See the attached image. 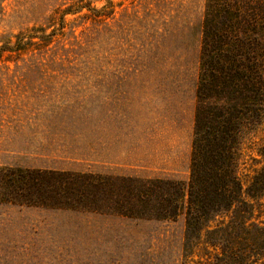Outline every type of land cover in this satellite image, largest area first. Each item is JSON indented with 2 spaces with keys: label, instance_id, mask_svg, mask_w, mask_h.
<instances>
[{
  "label": "rangeland",
  "instance_id": "374dc122",
  "mask_svg": "<svg viewBox=\"0 0 264 264\" xmlns=\"http://www.w3.org/2000/svg\"><path fill=\"white\" fill-rule=\"evenodd\" d=\"M206 2L0 0V38L47 36L22 58L0 61V168L187 189ZM245 137L247 183L261 167L264 127ZM48 204L0 203V264H209L216 253L202 241L184 258V214L158 221L120 217L113 201L92 211ZM254 217L264 228V205ZM228 221L217 217L210 229ZM209 237L220 238L202 233Z\"/></svg>",
  "mask_w": 264,
  "mask_h": 264
},
{
  "label": "trees",
  "instance_id": "16d2710c",
  "mask_svg": "<svg viewBox=\"0 0 264 264\" xmlns=\"http://www.w3.org/2000/svg\"><path fill=\"white\" fill-rule=\"evenodd\" d=\"M202 27L187 189L171 180L0 168V203H60L57 207L77 209L75 202L92 211L89 207L98 201L107 208L113 201L112 211L124 218L161 221L184 214L186 260L203 241L216 252L209 264L258 262L264 255V228L254 216L264 205V143L259 160L254 159L261 167L247 183L240 161L246 134L264 127V0H207ZM46 37L35 31L17 35L14 42L0 38V61L6 54L22 58L32 46L45 45ZM217 217H229L225 230L210 229ZM203 232L220 238H201Z\"/></svg>",
  "mask_w": 264,
  "mask_h": 264
}]
</instances>
